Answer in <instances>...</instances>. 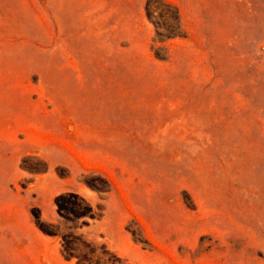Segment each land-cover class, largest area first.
Returning <instances> with one entry per match:
<instances>
[{
	"label": "rangeland",
	"instance_id": "374dc122",
	"mask_svg": "<svg viewBox=\"0 0 264 264\" xmlns=\"http://www.w3.org/2000/svg\"><path fill=\"white\" fill-rule=\"evenodd\" d=\"M0 264H264V0H0Z\"/></svg>",
	"mask_w": 264,
	"mask_h": 264
}]
</instances>
